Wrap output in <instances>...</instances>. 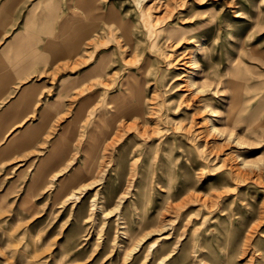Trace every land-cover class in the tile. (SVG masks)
I'll return each mask as SVG.
<instances>
[{
	"label": "rangeland",
	"instance_id": "374dc122",
	"mask_svg": "<svg viewBox=\"0 0 264 264\" xmlns=\"http://www.w3.org/2000/svg\"><path fill=\"white\" fill-rule=\"evenodd\" d=\"M80 6L82 142L42 191L0 175V264H264V0Z\"/></svg>",
	"mask_w": 264,
	"mask_h": 264
},
{
	"label": "crops",
	"instance_id": "0c3cea01",
	"mask_svg": "<svg viewBox=\"0 0 264 264\" xmlns=\"http://www.w3.org/2000/svg\"><path fill=\"white\" fill-rule=\"evenodd\" d=\"M81 12L80 0H0V175L27 177L25 192L34 176L41 184L35 192L42 191L82 142L81 88L96 67L83 69L81 61L92 34L81 41L67 25ZM238 62L257 73L262 87L264 54L240 55ZM262 106L257 117L264 126Z\"/></svg>",
	"mask_w": 264,
	"mask_h": 264
},
{
	"label": "bare ground",
	"instance_id": "6f19581e",
	"mask_svg": "<svg viewBox=\"0 0 264 264\" xmlns=\"http://www.w3.org/2000/svg\"><path fill=\"white\" fill-rule=\"evenodd\" d=\"M156 17V16H155ZM105 18H106V20H109V21H114V20H116L117 19V16H116V14H115V11H114V9H112V8H110L106 13H105ZM152 19V18H151ZM153 20L155 21V19L153 18ZM152 21V20H151ZM156 24V23H155ZM180 28V27H179ZM185 30V29H184ZM169 34H171V32H169ZM175 44V43H174ZM184 99V98H183ZM181 102V101H180ZM135 110H138L139 111V109H135ZM175 130H177V129H175ZM180 130V129H179ZM103 140V139H102Z\"/></svg>",
	"mask_w": 264,
	"mask_h": 264
}]
</instances>
